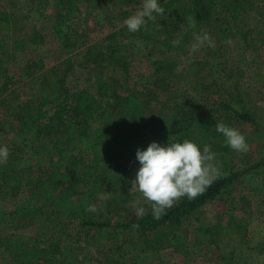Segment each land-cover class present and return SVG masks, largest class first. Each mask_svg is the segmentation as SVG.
Here are the masks:
<instances>
[{
  "label": "trees",
  "instance_id": "trees-1",
  "mask_svg": "<svg viewBox=\"0 0 264 264\" xmlns=\"http://www.w3.org/2000/svg\"><path fill=\"white\" fill-rule=\"evenodd\" d=\"M82 1L35 0L36 8L21 18L0 12V56L15 61L27 54L28 67L38 74L22 86L29 92L21 102L22 88L11 91L16 81L0 62V110L6 111L0 140L9 126L14 132L10 144H0L9 150L0 163V264H170L163 251L192 254L189 219L231 195L248 175L261 180L256 212L244 199V217L199 227L196 243L216 247V264H264V158L257 161L251 146L232 153L215 128L217 122L233 128L252 123L264 132L239 106L249 90L248 76L238 69L246 61V70L255 67L249 54L264 48V0H158L164 15L135 33L109 21L111 33L98 42L82 17ZM117 6H142V0H117ZM194 33L215 41L202 51L221 73L183 95L176 83L190 73H177L178 60ZM129 38L149 51L164 49L147 78L131 75ZM52 44L57 48L48 49L45 59L35 54L36 47ZM170 136L193 141L201 151L210 145L232 166L202 195L182 198L158 219L147 212L127 218L140 167L137 149L152 142L167 146ZM101 194L107 200H99ZM91 204L97 211H86Z\"/></svg>",
  "mask_w": 264,
  "mask_h": 264
},
{
  "label": "rangeland",
  "instance_id": "rangeland-1",
  "mask_svg": "<svg viewBox=\"0 0 264 264\" xmlns=\"http://www.w3.org/2000/svg\"><path fill=\"white\" fill-rule=\"evenodd\" d=\"M36 6L35 0H0V12L13 13L19 15L20 18L25 13L31 14L30 11L34 7L36 8ZM140 8L141 6H133L119 9L117 0H83L80 4L82 17L86 20V27L89 29L91 37L97 42L104 40L108 37L109 33H111L109 21L115 25L118 24L119 28H123L126 26L124 21L129 18L128 16L125 18L123 14L126 12L132 16ZM51 12L52 10L48 9V13ZM21 25L24 27L25 22L21 21ZM13 34L14 32H10L11 37ZM124 42L129 46L126 56L127 60L131 61L133 64L131 69L132 77L136 80L139 78H147L152 72V63L163 57L164 49L157 46V48L152 51L146 50L143 44L136 38H129L124 40ZM192 43L193 41L186 45L182 56L178 60L177 73L180 74L186 70L190 73L187 79H179L176 83L177 89H179L183 95L187 89L195 84L204 83L205 86H207L212 81L213 77L218 78L221 73L218 63L207 59L203 53L202 50L204 46L198 51L190 53L189 49ZM56 48L57 45L54 44L36 47L35 54L38 55L39 58L45 59L48 49L55 50ZM248 58H256L257 65L250 71L246 70L247 61L238 65V69L245 72V75L248 76L244 81V87L249 90V96H244V100L239 106H245L259 124L264 126V48L257 53H250ZM0 62L9 69L11 78L14 79L13 81H16V83L14 85L12 84L10 87L11 91H15L19 87L22 88L24 84L31 83L33 77L38 76L33 69L28 67L27 54L22 55L19 53L15 61H9L5 57L0 56ZM48 67H51V65H48ZM133 83L134 80H132V84ZM28 89L27 87L20 90L21 102L28 99ZM8 94L9 93H7L5 97H7ZM185 97L187 96L185 95ZM5 108L7 109V106ZM5 113V109L0 110L1 117H3ZM201 116L204 117V114L202 113ZM235 128L245 136L247 144L252 147L255 159L259 161L260 158H264V132H261L263 129L253 126L252 123H238ZM8 131L9 134H4L1 137L0 144H10V142L14 140V132H12L10 126ZM233 152L234 151H232V153ZM215 163L221 175H223L224 168L229 169L232 166L231 163L227 164L224 159H220L217 156L215 158ZM260 183L261 180H258L254 175L245 176L234 186L231 195H227L222 200H215L205 205L201 211L195 213L188 222L191 231L190 250L192 254L189 255L184 253L187 251L169 249L161 253L162 259L170 264H216L219 256L216 247L207 243L197 245L196 230L203 226L211 227L218 221L225 223L233 216L244 217L246 215V213H244V199L252 202V208L256 212V202L262 193ZM138 196L139 193L135 192V200ZM142 203L146 212L152 213L151 206L146 202ZM126 217L130 219L137 217L135 211L131 207L127 211ZM202 241L201 238V242ZM4 264L13 263L7 261Z\"/></svg>",
  "mask_w": 264,
  "mask_h": 264
},
{
  "label": "clouds",
  "instance_id": "clouds-1",
  "mask_svg": "<svg viewBox=\"0 0 264 264\" xmlns=\"http://www.w3.org/2000/svg\"><path fill=\"white\" fill-rule=\"evenodd\" d=\"M165 10L158 0H142L141 8L124 21L129 32H138L146 26L148 20H155L156 15H164ZM190 27H195V21L188 19ZM178 45V40L172 41ZM230 43V41H229ZM207 44L215 47V41L210 34L194 33L190 53L198 51ZM216 131L223 134L225 143L233 151L246 153L249 145L246 138L237 129L217 122ZM9 156L7 146H0V163L6 162ZM216 153L211 151L210 145L200 147L193 141L184 139L182 142L175 136L169 137L167 146L158 142H152L146 150L137 149L136 160L139 169L136 178L131 181V192L139 193L130 207L137 217H143L146 210L142 202L151 206L154 218H159L167 209L172 208L182 198L189 201L202 195L213 181L221 175L215 163ZM99 200H107V196L101 194ZM86 211L95 212V204L88 205Z\"/></svg>",
  "mask_w": 264,
  "mask_h": 264
}]
</instances>
